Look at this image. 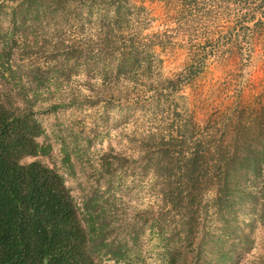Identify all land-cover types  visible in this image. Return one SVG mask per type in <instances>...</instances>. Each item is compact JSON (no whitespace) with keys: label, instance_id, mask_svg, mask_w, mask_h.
Instances as JSON below:
<instances>
[{"label":"rangeland","instance_id":"obj_1","mask_svg":"<svg viewBox=\"0 0 264 264\" xmlns=\"http://www.w3.org/2000/svg\"><path fill=\"white\" fill-rule=\"evenodd\" d=\"M258 5L131 0L121 28L100 19L98 9L88 11L84 0H0L3 98L41 123L38 140L50 150L36 158L64 177L101 264H213L216 237L228 252L223 264L264 260V225L251 204L236 205L223 218L215 213L214 190L194 191L192 209L199 213L190 245L179 216L185 201L172 203L164 185L168 175L178 183L182 156L199 128H213L217 114L248 106L264 91V8ZM122 36L142 44L139 50L158 38L167 48L156 46L155 59L140 58L118 72ZM203 56L201 66H192L199 74L187 79L185 62ZM154 94L165 101L156 103ZM190 119L194 138L176 148L181 152L164 178L155 176L149 159L156 144L145 139L182 134Z\"/></svg>","mask_w":264,"mask_h":264},{"label":"trees","instance_id":"obj_2","mask_svg":"<svg viewBox=\"0 0 264 264\" xmlns=\"http://www.w3.org/2000/svg\"><path fill=\"white\" fill-rule=\"evenodd\" d=\"M84 2L88 11L98 9L100 19L107 18L111 26L123 28L125 7L131 0ZM260 5L264 8V0H259ZM123 30L119 29L122 35ZM127 41L122 36L118 72L135 65L140 58L155 59L156 46L161 50L167 48L160 38L150 40L143 50H139L142 44ZM205 60L204 56L190 57L185 62L187 79L199 74L192 66H201ZM154 99L158 104L165 101L160 94H154ZM247 105L236 107L229 114H217L213 128H199L198 139L182 156L178 183L173 185L171 175L168 181L164 179L170 201H185L179 216L181 221L184 218L185 227L182 223L181 228L185 237L190 238V245L199 213L192 209L194 191L203 196L206 190H214L215 213L223 218L234 213L236 205L247 202L256 220L264 225V91ZM182 126V134L149 135L145 139L156 144L153 158L149 159L155 176L161 174L164 178L172 169L171 162H176L175 155L181 152L176 148L194 138V121L190 119ZM43 133L34 114L6 102L0 89V264H101L93 256L97 245L89 237L91 227L79 215V206L64 177L36 158L50 150L49 144L38 140ZM27 157L35 159L23 161ZM221 241L220 237L213 239L219 245L215 249L217 263L213 264H223L228 258Z\"/></svg>","mask_w":264,"mask_h":264}]
</instances>
